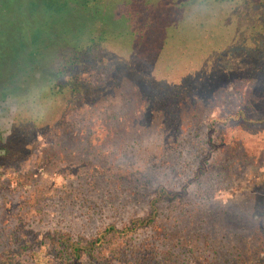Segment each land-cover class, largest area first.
<instances>
[{
	"label": "rangeland",
	"instance_id": "obj_1",
	"mask_svg": "<svg viewBox=\"0 0 264 264\" xmlns=\"http://www.w3.org/2000/svg\"><path fill=\"white\" fill-rule=\"evenodd\" d=\"M246 8L237 22L250 49L219 50L215 70L237 73L222 84L194 69L181 87L145 75L170 81L195 52L227 44L218 9L160 16L134 44L145 74L127 66L142 63L129 52L100 50V64L80 75L94 90L27 159H14L10 136L0 158L1 264H64L61 237L85 247L138 219L146 225L87 246L81 264H237V251L264 264V8L254 32ZM13 115L0 106L4 141ZM158 188L171 196L150 208Z\"/></svg>",
	"mask_w": 264,
	"mask_h": 264
},
{
	"label": "trees",
	"instance_id": "obj_2",
	"mask_svg": "<svg viewBox=\"0 0 264 264\" xmlns=\"http://www.w3.org/2000/svg\"><path fill=\"white\" fill-rule=\"evenodd\" d=\"M255 5L257 9L254 8ZM244 6H247L246 12L252 18L250 19L252 32L261 29L260 14L264 8V0H250V2L214 0L211 6L208 5L207 0H0V100L14 91L21 96L26 95L24 92H19L22 85L33 82H54L50 92L54 106L47 121L39 125L32 124L19 120L14 113L10 135L5 141L0 139V158H8L11 136L19 147V150L12 155L14 159H27L34 152L31 143L41 136H48L58 128L69 110L75 107L76 101H79L86 92L94 90L85 86L80 75L81 73L87 75L100 64L96 52L109 48L113 52L126 51V54L129 52L128 55L142 63L139 65L131 63L127 66L135 71L142 70V74H145L143 67L145 60L140 58V55H135L137 48L134 44L138 47L142 46L145 33L154 28V22L160 16L183 17L197 14L202 8L209 13L218 9L227 26L223 33L227 44L216 45L213 49L203 51V54L200 51L195 52L194 56L197 54V58L193 61L188 59L190 62L185 67H178L175 77L170 78V81L158 75L155 77L154 71L145 75L155 84L163 82L178 86L177 80L190 75L189 71L194 69L195 75L204 71L216 75L211 78L212 82L216 85L222 84L226 78H231L237 73L229 68L220 72L215 70L217 67L213 63L219 50L225 46L223 49L228 53L239 44L245 46L247 50L250 49L247 29H241L237 22V19L241 18L238 14L239 9ZM209 13L207 14L210 15ZM253 17L257 18V22ZM147 64L148 61L145 65ZM3 177L4 173L0 170V182ZM155 193L157 196L149 201L150 208H155L156 198L169 199L171 196V193L163 188H158ZM262 218L264 220V214ZM145 225V220L138 219L131 221L122 230L109 226L98 239L87 246L99 243L105 234L119 235ZM262 228L264 229V224ZM10 240L12 242V237ZM59 240V244L63 245L64 264H81V252L87 246L81 247L78 242L63 237ZM263 244L264 241L261 245ZM88 254L89 259L92 260L94 255ZM223 254L224 252L221 251L220 255H217V261H220L225 255ZM242 257L243 254L237 251V264H251L252 261ZM170 260L171 258L165 259V262Z\"/></svg>",
	"mask_w": 264,
	"mask_h": 264
},
{
	"label": "clouds",
	"instance_id": "obj_3",
	"mask_svg": "<svg viewBox=\"0 0 264 264\" xmlns=\"http://www.w3.org/2000/svg\"><path fill=\"white\" fill-rule=\"evenodd\" d=\"M207 3L211 6L214 0H207ZM53 86L52 81L22 85L19 92H24L26 95L21 96L18 92H10L5 99L0 100V106H7L8 110L14 112L21 121L43 124L47 121L54 106V101L50 98Z\"/></svg>",
	"mask_w": 264,
	"mask_h": 264
}]
</instances>
